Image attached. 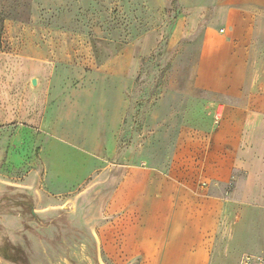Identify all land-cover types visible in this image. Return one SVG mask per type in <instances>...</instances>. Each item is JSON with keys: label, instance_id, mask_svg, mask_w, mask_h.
Wrapping results in <instances>:
<instances>
[{"label": "rangeland", "instance_id": "obj_1", "mask_svg": "<svg viewBox=\"0 0 264 264\" xmlns=\"http://www.w3.org/2000/svg\"><path fill=\"white\" fill-rule=\"evenodd\" d=\"M216 5L0 0V82L21 67L23 46L68 63H57L55 97L44 113L32 110L36 122L19 108L17 119L0 123V251L6 255L0 252V264H141L135 233L142 205L134 198L152 180L185 175V126L216 115L221 102L238 101L195 86L204 22ZM197 9L206 20L191 28L188 18ZM129 55L140 71L126 78L127 113L117 127L116 96L104 93L106 109L101 100L114 80L99 69L113 60L112 68H128ZM89 57L93 64H85ZM85 68L94 74L81 78ZM35 89L43 97L44 89Z\"/></svg>", "mask_w": 264, "mask_h": 264}, {"label": "crops", "instance_id": "obj_2", "mask_svg": "<svg viewBox=\"0 0 264 264\" xmlns=\"http://www.w3.org/2000/svg\"><path fill=\"white\" fill-rule=\"evenodd\" d=\"M206 16L204 9L194 10L189 27L200 26ZM204 23L195 86L238 101L221 102L216 115L196 116L195 125L185 126V175L152 180L146 194L134 198L142 205L135 233L141 264H240L246 254L264 256V0H217ZM127 59L128 68H112L113 60L99 69L112 78L108 81L117 80L101 98L106 109L104 93L116 96L117 127L127 113L131 88L126 78L140 71L138 60ZM16 61L21 67L8 70L0 82V107L5 108L0 123L17 119L19 108L36 122L32 110L39 113L41 107L44 113L55 97L53 76L57 63L64 62L30 45ZM88 62L93 64L92 57ZM89 74L93 69L85 68L79 76ZM36 86L44 89L43 97Z\"/></svg>", "mask_w": 264, "mask_h": 264}, {"label": "built area", "instance_id": "obj_3", "mask_svg": "<svg viewBox=\"0 0 264 264\" xmlns=\"http://www.w3.org/2000/svg\"><path fill=\"white\" fill-rule=\"evenodd\" d=\"M240 264H264V256L246 254Z\"/></svg>", "mask_w": 264, "mask_h": 264}, {"label": "trees", "instance_id": "obj_4", "mask_svg": "<svg viewBox=\"0 0 264 264\" xmlns=\"http://www.w3.org/2000/svg\"><path fill=\"white\" fill-rule=\"evenodd\" d=\"M4 22H5V17L4 15L2 14L1 10H0V45L2 43V36H3V32H4ZM4 248L2 247L1 248V254H3L4 256H6L4 253H3V250Z\"/></svg>", "mask_w": 264, "mask_h": 264}, {"label": "water", "instance_id": "obj_5", "mask_svg": "<svg viewBox=\"0 0 264 264\" xmlns=\"http://www.w3.org/2000/svg\"><path fill=\"white\" fill-rule=\"evenodd\" d=\"M33 82L36 83V79H33Z\"/></svg>", "mask_w": 264, "mask_h": 264}]
</instances>
